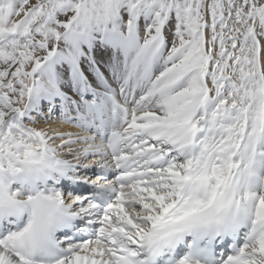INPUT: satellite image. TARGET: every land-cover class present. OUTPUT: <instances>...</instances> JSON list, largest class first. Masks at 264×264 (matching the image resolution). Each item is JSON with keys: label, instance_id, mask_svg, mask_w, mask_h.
<instances>
[{"label": "snow or ice", "instance_id": "1", "mask_svg": "<svg viewBox=\"0 0 264 264\" xmlns=\"http://www.w3.org/2000/svg\"><path fill=\"white\" fill-rule=\"evenodd\" d=\"M0 264H264V0H0Z\"/></svg>", "mask_w": 264, "mask_h": 264}, {"label": "bare ground", "instance_id": "2", "mask_svg": "<svg viewBox=\"0 0 264 264\" xmlns=\"http://www.w3.org/2000/svg\"><path fill=\"white\" fill-rule=\"evenodd\" d=\"M54 127H61L60 125H54ZM62 127H64V126H62Z\"/></svg>", "mask_w": 264, "mask_h": 264}]
</instances>
